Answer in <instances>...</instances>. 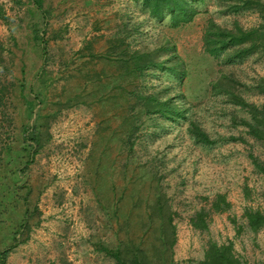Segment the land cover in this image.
<instances>
[{"label":"rangeland","instance_id":"374dc122","mask_svg":"<svg viewBox=\"0 0 264 264\" xmlns=\"http://www.w3.org/2000/svg\"><path fill=\"white\" fill-rule=\"evenodd\" d=\"M41 1L46 20L32 0H0L4 264H116L100 247L137 242L155 194L172 214L173 264H202L210 243L228 242L243 263L264 264V228L253 233L244 218L247 209L264 214V135H249L243 122H255L222 91L264 106V41L234 61L203 47L209 20L264 40V0H199L193 21L176 28L134 0ZM135 27L129 50L172 48L153 56L163 68L135 72L117 50L103 58ZM175 62L183 74L170 70ZM162 103L166 114L150 112ZM173 107L180 115L170 119ZM192 124L214 143H197ZM38 136L26 158L22 146ZM220 195L229 207L216 212ZM198 213L206 230L192 226Z\"/></svg>","mask_w":264,"mask_h":264},{"label":"trees","instance_id":"16d2710c","mask_svg":"<svg viewBox=\"0 0 264 264\" xmlns=\"http://www.w3.org/2000/svg\"><path fill=\"white\" fill-rule=\"evenodd\" d=\"M134 1L139 2L140 7L145 11V14L149 19L163 21L165 18H167L170 26L172 28H176L193 21L197 15V10L194 4L199 0ZM32 2L46 20L49 16V12L44 10L42 1L32 0ZM246 3L247 5H258L260 2L255 0L252 2L247 1ZM138 31L139 28L135 27L129 31H126L125 38H120L118 35L110 42L111 46L108 47L107 52L103 54V58L107 59L106 57L109 58L110 55L114 56V51L117 50V62L123 63V65H125L127 68L129 65H132V70L135 72L149 70L151 67L163 68L165 61L156 62L153 56L157 55L159 51L165 52L167 50H170L171 52H169L174 54V52L172 53V48L169 46V44L165 43L164 46L160 47V50H158L159 48L153 51L129 50V44L126 43V39L129 35H133ZM263 41V34L260 30H245L238 24H235L233 28H226L218 25L213 20H209L203 34L204 51L212 57H218L227 53L229 56V61L240 60L256 53L261 47ZM176 63L177 62L174 64ZM170 70L172 72L177 71V73L183 74V72L179 70V66H177V64ZM217 85L221 87V83H218ZM222 91L227 95L230 103L240 106L242 109L246 110L251 119L255 122V124H251V122L247 121L243 122L245 127L248 129L249 135L255 138H259L261 137L260 135H264V106L259 109L251 104H247L242 98L237 96L230 89L223 88ZM169 105L170 103H162V105L157 104L158 107L154 106V108H150V112H160L166 114V108H168ZM168 115L170 119H174L175 115H180L178 108L173 107ZM188 131L197 143H202L205 145H211L214 143L212 140H210L207 134L195 124H192ZM40 141L41 139L38 136L32 138L30 141L32 146L28 145V148L24 145L22 146L24 153L27 154V156H25L26 158L29 156L32 157L33 154L37 152V148L41 146ZM32 148L33 150L30 152ZM20 157L21 156H17L18 159ZM29 162L30 160L27 161L26 165H28ZM258 169L264 177V167L258 166ZM8 172L9 170L3 171L2 173L0 172L1 183L3 182V179H6V177L9 175ZM13 174L15 175V173ZM11 203H14L13 205H17L14 200H12L10 204ZM228 207L229 203L226 202L225 197L222 195L218 196L217 200L211 204V208L216 212H223ZM4 209L5 207L0 205V211H3ZM146 211L149 213L146 216L148 218L149 224L147 225L145 222H143L141 227L143 234L137 240V242L128 239L125 244L121 242L118 246L113 248L102 245L99 250L104 252L108 257L114 259L116 264H173L171 249L175 243V233L174 228L171 226L172 214L168 210V207L164 201V197L159 194H155V199H153L151 204H148ZM244 218L246 220L247 228L251 232L257 233L264 228L263 213L247 209L244 212ZM191 223L195 229H207L204 213H198L195 219L191 220ZM12 234L16 236V231H12ZM146 235H148L147 240L144 238ZM3 252L4 251L0 253V264H4L5 254ZM202 264L246 263H243L235 255L233 244L228 242L222 245L210 243L205 250Z\"/></svg>","mask_w":264,"mask_h":264}]
</instances>
